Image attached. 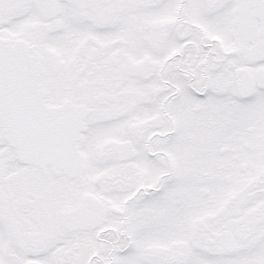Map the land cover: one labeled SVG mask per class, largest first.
Wrapping results in <instances>:
<instances>
[{
	"label": "snow or ice",
	"instance_id": "obj_1",
	"mask_svg": "<svg viewBox=\"0 0 264 264\" xmlns=\"http://www.w3.org/2000/svg\"><path fill=\"white\" fill-rule=\"evenodd\" d=\"M0 264H264V0H0Z\"/></svg>",
	"mask_w": 264,
	"mask_h": 264
}]
</instances>
